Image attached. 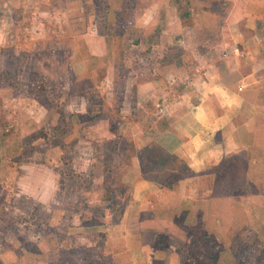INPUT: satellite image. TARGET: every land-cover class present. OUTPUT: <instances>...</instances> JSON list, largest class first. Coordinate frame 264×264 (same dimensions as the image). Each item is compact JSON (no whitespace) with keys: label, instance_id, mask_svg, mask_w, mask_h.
Returning a JSON list of instances; mask_svg holds the SVG:
<instances>
[{"label":"crops","instance_id":"obj_1","mask_svg":"<svg viewBox=\"0 0 264 264\" xmlns=\"http://www.w3.org/2000/svg\"><path fill=\"white\" fill-rule=\"evenodd\" d=\"M190 1L193 20L184 25L176 0H134L133 26L116 37L113 27L119 18L127 17L123 10L127 0H0V71L8 70L4 61L10 51L12 55L25 53L23 48L15 49L13 45L25 33L24 24L30 21V15L43 25L38 37H45L44 25L55 24L54 27L68 30L67 46L63 48L59 43L53 50L68 49L69 69L77 77H93L104 67L111 72L116 65L114 59L119 62V58V65L132 75L128 84L132 87L130 95L126 91L125 96L117 99L124 104L122 120H130L134 139H141L134 143L135 151L156 144L185 161L193 172L201 173L180 178L174 187H167L162 182L173 181L171 175L168 173L164 179L145 174L143 177L141 158L136 155L132 168L123 177L132 189L124 195L123 199L127 196L128 201L123 203L125 208L119 221L112 220L114 212L105 203L109 219L96 226L80 227L82 231L76 230V224L69 227L66 234H76L79 240L71 238L66 243L61 239L63 235L55 234V242L51 238L39 241L37 246L46 248L44 252L53 244L56 255L53 262L50 253L45 255L40 250L41 264H61V252L81 249L104 250L107 253L103 255L110 256L114 264H192L182 251L188 246L183 241L189 238L193 217L198 219L200 209L202 213L205 209L200 200L205 199L207 192L210 197L215 195L216 201L226 202L223 211L218 209L220 205H214L210 211L214 224L221 225V220H215L220 213H229L233 222L227 228L228 237L237 236L234 213L244 207L240 192L236 185L230 192L218 185L222 178L230 185L236 182L222 172L207 170L229 158L235 163L238 160L246 169L252 167L250 171L245 169V176L250 175L248 180L254 182L260 176L264 180V172L261 175L256 171H264V129L258 122L259 119L263 124L260 118L264 119V75L257 70L264 48L255 52L248 45L264 30V0ZM216 2L223 6L222 11L215 9ZM45 4L50 11L30 10ZM196 35L201 38L198 43L209 39L210 43L204 45L209 50L197 48ZM131 40L135 42L132 48H120ZM175 48L179 51L174 52ZM113 78H105L103 85L114 87L117 81ZM15 84L14 78L0 82L1 88H7L0 96L3 101L15 100L8 90ZM127 101H132L128 109ZM76 113L79 116L80 112ZM55 148L53 153L63 162L64 148ZM170 230L176 238H169ZM83 232L89 233L79 238ZM24 251L31 252L28 248ZM20 260L18 257L11 264H20Z\"/></svg>","mask_w":264,"mask_h":264},{"label":"rangeland","instance_id":"obj_2","mask_svg":"<svg viewBox=\"0 0 264 264\" xmlns=\"http://www.w3.org/2000/svg\"><path fill=\"white\" fill-rule=\"evenodd\" d=\"M214 7L219 11L223 9L218 2ZM33 9L42 13L51 8L45 4L30 10ZM134 9V0H127L123 9L127 17L119 18L113 27L116 37L118 33L122 36L123 30L132 28ZM32 17L30 15V21L24 24L23 36L14 40L13 45L23 48L25 53L20 51V54L12 55L10 51L4 61L8 70L0 71V82H10L14 78L17 83V86L8 88L15 97L14 101L6 102L0 98V261L3 264L14 263L18 257L21 258L20 264H41L40 250L45 255L50 253L54 262L53 244L49 247L50 252H44L46 248L37 246L39 241L51 238L55 242L57 236L54 235L61 234V239L69 243L71 238H77L76 234H66L67 231L69 234L71 225L76 224V230L82 231L80 227L96 226L109 219L108 210H104L107 190L113 194L110 195V209L117 217L122 204L128 201L127 196L123 199L124 195L132 189V184L125 182L123 177L132 168L136 155L145 156L140 159L143 177L164 179L167 171L171 170L168 167L167 171L160 169V173L156 172L157 169L153 171L154 166L146 162L149 158L153 161L158 152H136L134 149V143H140L141 139H134L130 120H122L120 112L124 104L117 99L132 89L128 86L132 75L119 65L122 59L119 58V62L114 59L117 66L111 72L104 67L105 70L99 69L93 77H77L76 72L69 69L68 49L54 51L59 43L63 48L67 46L69 31L49 24L44 25L45 37H38L43 25ZM32 34L36 37H31ZM259 34L248 43L255 52L262 46L264 48V30ZM195 37L198 49L209 50L204 46L209 39H205L206 43H198L201 38ZM84 38L82 43L87 46ZM134 44L131 40L119 46L132 48ZM178 51V48L174 49V52ZM258 60L261 62L257 70L264 75V55H260ZM109 76L117 81L114 87L103 85ZM5 87H0V96L5 94ZM261 92L264 97V91ZM127 94L130 95L129 92ZM131 105L132 101L126 103V109ZM26 107L29 109L25 110ZM76 112H80L79 116ZM260 119L263 124L259 119L258 122L264 129V119ZM120 123H123L122 127ZM8 141L9 147L5 152L3 145ZM55 147L64 148L63 162L53 153ZM12 148L14 155L11 154ZM229 163L222 175L231 176L236 183L231 186L222 178L218 185L228 192L230 189L233 191L232 187L236 185L235 189L240 192L239 199L244 207L234 213V221L238 222L237 236L228 237L227 228L233 222L229 213H220L215 220H221V225L214 224L210 211L214 205H220V210L225 209L226 202L216 201L217 197L213 194L214 197H210L211 193L207 192L205 199L200 200L206 211L204 209L202 213L200 209L199 218L193 217L189 238L183 241L188 246L182 251L186 252L192 264H264V180L261 176L254 182L248 180L250 175L245 176L243 168L237 170L233 166L234 159ZM165 166L161 164L159 167ZM256 169L263 175L261 168ZM83 233L79 238L89 232ZM168 235L176 238L171 230ZM26 248L31 252L24 251ZM103 253L107 252L87 249L61 252V264H83L78 262L82 260L86 261L84 264H114L112 258Z\"/></svg>","mask_w":264,"mask_h":264},{"label":"trees","instance_id":"obj_3","mask_svg":"<svg viewBox=\"0 0 264 264\" xmlns=\"http://www.w3.org/2000/svg\"><path fill=\"white\" fill-rule=\"evenodd\" d=\"M176 4H177V10H178V14L179 17L181 19V21L183 22L184 25H189L190 21L192 20V4L190 0H176ZM2 138H4V135H2ZM1 138V140H2ZM9 141L4 144L3 146L6 147L4 149V151L6 152V149L9 147ZM10 150V149H9ZM145 150H149L150 152L154 153L155 151L158 152L155 158H152L153 161H149L146 163H149V165L151 167L154 166L153 171L155 169H162L164 171H167L168 169L166 168H171V170H168L167 173H169L173 179V181H168V182H162L163 185L167 186V187H174L175 183L180 179V178H184L187 176H194V175H198L201 173H196L193 172L191 170V168H189L188 164L183 161L182 159H180L178 156H176L175 154L169 153L166 150L160 148L158 145L156 144H152L150 146H148L147 148L143 149V151ZM11 154H15V152L13 151V148L11 149ZM145 156H140V158H143ZM229 158L223 160L221 162V164L217 167H215L214 165L207 171H209L208 173H213V172H226L227 168L230 166V163L228 165V160ZM167 165L165 167H159L160 165ZM171 166H168L170 165ZM156 165L158 166V168H155ZM237 170H241L243 168V172L245 173V167L242 166V164H240V162L237 160V163H235V165H233ZM252 167H247L246 170L251 169ZM256 168V167H255ZM171 179V180H172ZM107 193V201H106V207L110 208V202L112 201V198L110 195H113L111 193L110 190L106 191ZM122 204V203H121ZM125 206L122 204L121 206V211L120 212H116L117 213V217H113V221H119V219L122 217L123 211H124ZM113 210V209H112ZM74 252V251H73ZM0 264H3L2 261H0Z\"/></svg>","mask_w":264,"mask_h":264}]
</instances>
